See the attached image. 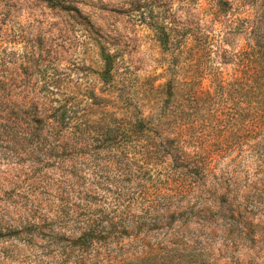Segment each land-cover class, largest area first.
<instances>
[{"label":"rangeland","instance_id":"obj_1","mask_svg":"<svg viewBox=\"0 0 264 264\" xmlns=\"http://www.w3.org/2000/svg\"><path fill=\"white\" fill-rule=\"evenodd\" d=\"M237 11L262 25L264 36V0L235 5L221 19L233 29L227 36L211 0H0V264H110L133 257L142 247L135 237L99 242L84 254L67 239L88 218L118 213L146 219L141 234L150 233L151 244L162 239L144 210L155 198L157 177L171 169L155 153L159 141L103 147L94 132L73 134L61 106L75 105L93 123L104 111L120 117L117 94L124 106L138 98L143 117L155 115L153 87L166 81L165 70L183 50L181 44L164 50L156 27L173 41L187 37L195 49L213 38L212 50H204L212 57L207 66L231 73L233 64L223 62L227 55L218 46L235 53L249 49L252 39ZM101 44L117 56L113 84L100 78ZM93 95L110 99L107 107L91 101ZM180 139L187 153L196 151L189 132ZM238 143L196 178L172 169L170 187L188 186L183 201L206 197L210 203L212 188L224 193L206 226L193 215L189 234L223 264H264V128Z\"/></svg>","mask_w":264,"mask_h":264},{"label":"trees","instance_id":"obj_2","mask_svg":"<svg viewBox=\"0 0 264 264\" xmlns=\"http://www.w3.org/2000/svg\"><path fill=\"white\" fill-rule=\"evenodd\" d=\"M245 1L211 0L213 18L215 21L220 20L224 25L226 36L233 29L227 31V26L221 19L226 15L228 17L227 13L235 5L244 6ZM144 15L142 10L139 17L144 18ZM237 16L241 18L243 30L252 35V39L249 49L235 53H229L230 49L224 44L218 46L227 55L224 57L226 61L223 62L233 64L231 73H226L220 67L207 66L208 59L212 57L207 54L210 51L204 50H212L213 38L211 43L205 45L203 42L197 43L198 47L195 49L187 46V37L185 40L177 37L173 41V37H168L163 27H156L164 50H173L174 46L180 44L183 50L179 51L172 64L165 70L166 81L157 88L153 87L159 93L155 115L143 117L138 98L131 99L124 106L120 97L122 95L117 94L116 100H120L117 103L123 105L124 109L120 117L104 111L102 117L93 123L87 122L86 115L79 117L81 113L75 105L65 103L61 106L64 108V125L73 134L94 132L97 142L103 147L125 148L134 141L158 140L155 153H161L171 168L164 179L162 175L157 177L156 181L160 182L155 184V198L148 200L144 207L145 212L151 215L152 226L160 230L162 239L151 244L150 233L141 234L146 219L138 221L134 217L123 218L120 217L123 214L118 213L96 219L88 218L79 235L67 238L70 247L79 248L84 254L99 242L109 244L118 237H135L136 242L142 245L141 250L138 253L134 251L133 257L110 264H223L217 260L211 249L199 241L198 235L189 234L188 227L195 214L198 216L195 223L198 226H206L209 223V213L215 208H222L225 194L212 188L214 192L211 194L210 203L206 202V197L183 201L188 186L182 182L170 186L172 169L178 168L180 174L190 172L196 178L198 170L213 163L221 152H230L238 146L243 137L264 128L263 27L257 21L243 18L240 11H237ZM99 48L102 58L100 78L105 85L113 84L116 80L117 56L105 45L101 44ZM184 70L185 73H182ZM2 90L0 88V93ZM108 93L113 96L112 91ZM220 98L221 101L217 103ZM90 100H101L102 103L98 104L107 107L104 103L110 99L93 95ZM92 104L95 103L91 102L89 106ZM109 114L113 115L107 117ZM184 132H189L196 143V151L193 153H187L185 147L180 144V137ZM148 152L150 153L146 150L144 153ZM203 192L206 194L208 191L201 193ZM117 211L118 209H115L113 212ZM177 224L179 229L175 228ZM181 228L183 229L180 230Z\"/></svg>","mask_w":264,"mask_h":264}]
</instances>
